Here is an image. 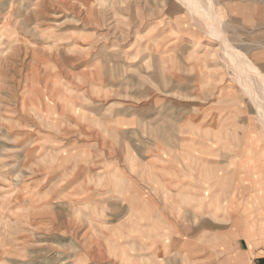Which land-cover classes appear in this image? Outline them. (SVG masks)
<instances>
[{
  "label": "rangeland",
  "instance_id": "obj_1",
  "mask_svg": "<svg viewBox=\"0 0 264 264\" xmlns=\"http://www.w3.org/2000/svg\"><path fill=\"white\" fill-rule=\"evenodd\" d=\"M263 76L264 0H0V264H264Z\"/></svg>",
  "mask_w": 264,
  "mask_h": 264
},
{
  "label": "bare ground",
  "instance_id": "obj_2",
  "mask_svg": "<svg viewBox=\"0 0 264 264\" xmlns=\"http://www.w3.org/2000/svg\"><path fill=\"white\" fill-rule=\"evenodd\" d=\"M252 67H253V65H252ZM247 68V67H246ZM254 68H257V67H254ZM255 71V70H254ZM258 72V71H257ZM261 74V73H260ZM258 76V75H257ZM261 76V75H260ZM254 78V77H253ZM258 78H260L259 76H258ZM262 78V77H261ZM245 79V78H244ZM255 81V80H254ZM248 82V81H247ZM263 82H264V76H263ZM248 84V83H247ZM260 85H261V83H260ZM257 87V86H256ZM257 89H259V88H257ZM262 89V88H261ZM249 90V89H248ZM259 92H261L260 90H259ZM263 93V92H262ZM264 95V94H263Z\"/></svg>",
  "mask_w": 264,
  "mask_h": 264
}]
</instances>
